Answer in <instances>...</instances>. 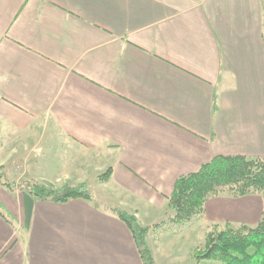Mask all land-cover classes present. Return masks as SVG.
Wrapping results in <instances>:
<instances>
[{
    "label": "crops",
    "instance_id": "obj_1",
    "mask_svg": "<svg viewBox=\"0 0 264 264\" xmlns=\"http://www.w3.org/2000/svg\"><path fill=\"white\" fill-rule=\"evenodd\" d=\"M219 156L264 160V0H0L3 181L94 197L34 199L28 224L0 183V264H143L113 209L151 229L158 264L176 181ZM263 217L264 195L221 193L198 222Z\"/></svg>",
    "mask_w": 264,
    "mask_h": 264
},
{
    "label": "trees",
    "instance_id": "obj_2",
    "mask_svg": "<svg viewBox=\"0 0 264 264\" xmlns=\"http://www.w3.org/2000/svg\"><path fill=\"white\" fill-rule=\"evenodd\" d=\"M113 168L100 175L101 182L111 179ZM0 183L24 192L25 209L30 224L34 199L65 204L71 200L93 201V193L86 184L66 185L60 190L25 182L16 187L13 183ZM227 193L234 198L248 195H264V160L246 157L219 156L203 165L197 172L180 177L174 186L169 207L174 211L172 222L177 224L199 221L209 199ZM130 229L143 264H156L153 252L147 243L151 229L143 226L137 217L127 211L110 210ZM197 263L216 261L218 264H264V217L254 227L225 224L213 226L206 234L205 247L194 252Z\"/></svg>",
    "mask_w": 264,
    "mask_h": 264
},
{
    "label": "rangeland",
    "instance_id": "obj_3",
    "mask_svg": "<svg viewBox=\"0 0 264 264\" xmlns=\"http://www.w3.org/2000/svg\"><path fill=\"white\" fill-rule=\"evenodd\" d=\"M11 181L10 179L7 180ZM25 182L14 183L16 187ZM19 189V188H18ZM20 190V189H19ZM5 196L0 192V212H2L11 220H15L9 207L6 205L8 201ZM9 205V204H8ZM9 209V210H8ZM174 211L169 207L165 211L163 223L157 224V231L154 233L156 239L159 241L158 250H155L157 255L164 250L165 255L157 256L158 264H218L216 261H203L197 263L194 259V252L202 250L205 247L206 234L212 229L197 222L177 224L172 222ZM223 227V226H219ZM170 255V256H169ZM173 256V257H171ZM171 258V259H170Z\"/></svg>",
    "mask_w": 264,
    "mask_h": 264
}]
</instances>
